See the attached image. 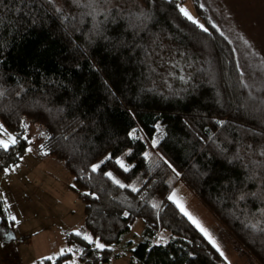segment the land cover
Here are the masks:
<instances>
[{"label": "trees", "instance_id": "16d2710c", "mask_svg": "<svg viewBox=\"0 0 264 264\" xmlns=\"http://www.w3.org/2000/svg\"><path fill=\"white\" fill-rule=\"evenodd\" d=\"M192 1L208 32L183 0H0V122L17 139L0 149V173L40 127L41 158L63 163L84 204L80 236H68L83 264H109L138 221L130 264H228L169 199L179 183L264 264V52ZM14 227L0 202V241Z\"/></svg>", "mask_w": 264, "mask_h": 264}, {"label": "rangeland", "instance_id": "374dc122", "mask_svg": "<svg viewBox=\"0 0 264 264\" xmlns=\"http://www.w3.org/2000/svg\"><path fill=\"white\" fill-rule=\"evenodd\" d=\"M208 2L218 24L224 23L228 29L230 26L233 29L231 33L245 37L259 52H264V0H208ZM181 7L186 8L194 19L204 25L192 0H183ZM157 131L156 141L161 138L162 128L158 126ZM13 137L16 138L0 122V140L11 146ZM26 137L32 152L27 151L18 166L0 173V202L5 204L9 219L15 222L12 237L18 234L22 239L27 236L25 232L31 234L34 230L38 233L47 230L49 235L54 234L57 246H60V240L62 248L64 247L67 253H74V259L70 264H77L80 244L70 243L68 236L82 229L85 217L84 204L71 190L73 178L63 163L51 156L41 158V148L46 141L44 131L36 125H31ZM173 193H176L175 200L182 204L185 210L188 207V212L214 236L225 252L226 258H223L228 264H257L211 214L210 217L213 218L210 223L203 224L204 220L200 221L199 211L202 204L182 183L176 186ZM143 230V224L140 221L136 222L132 232L124 237L120 246L116 247L118 258H114L109 264H130L131 250L142 242Z\"/></svg>", "mask_w": 264, "mask_h": 264}, {"label": "crops", "instance_id": "0c3cea01", "mask_svg": "<svg viewBox=\"0 0 264 264\" xmlns=\"http://www.w3.org/2000/svg\"><path fill=\"white\" fill-rule=\"evenodd\" d=\"M200 206L203 209L199 211L200 221L204 220L203 224L210 223L213 217H210V213L202 205ZM186 211L188 212V207ZM25 233L27 236L22 239L17 234L9 241H0V264H38L39 261L47 260L49 257L53 260L62 256L63 251H65L63 255L66 254L60 240V246H57L54 234L49 235L47 230H42L40 233L37 230H34L31 234ZM114 258H118L116 251ZM77 264L83 263L78 260Z\"/></svg>", "mask_w": 264, "mask_h": 264}, {"label": "snow or ice", "instance_id": "6c2138e0", "mask_svg": "<svg viewBox=\"0 0 264 264\" xmlns=\"http://www.w3.org/2000/svg\"><path fill=\"white\" fill-rule=\"evenodd\" d=\"M51 2V0H50ZM73 2L78 3L79 0H73ZM170 3H174L175 0H169ZM17 12H19V9H16ZM57 11H61V9L57 8ZM179 12L191 23L197 25L200 29H202L204 32H208V28H206L203 24H200L196 19L193 18L192 15H190L189 11L184 8V7H179ZM213 27H215V25H213ZM245 43H247V41H245ZM175 67V65H174ZM181 80H184V77H180ZM187 82V81H185ZM0 95H2V93H0ZM27 139V137L25 138ZM12 145L15 146L17 144V139L15 137L12 138L11 141ZM155 144V141L153 142ZM9 144L4 142L3 140H0V149L3 150H9ZM28 152H32V148L29 147L26 149ZM117 164H119L120 168L123 169L125 172L129 171L128 167L125 166V164L118 160ZM100 168V165H94L92 167V172L95 173L98 171V169ZM5 171H8L7 169H5ZM106 175L113 180V182L115 184H117L120 188H125L126 185L123 184L119 179H116L113 176V173L111 172H107ZM132 191H137V189L135 188V186L132 187ZM175 196L176 193H173L172 196L169 197L170 200H173L174 203H177V206L180 208V211L188 218L189 221L192 222L193 225H195V227L203 234V236L205 237V239H207V241L212 245L213 248H215V250L219 253V255L221 257H225V252L222 250L220 244L217 242V240L214 238V236L205 228L202 226V224L196 220L189 212H187L184 208V206L182 204H179L176 200H175ZM241 199H243L244 197L241 196ZM153 207L156 208L158 207V205L153 204ZM15 219V218H13ZM253 228H255V225H252ZM77 236H80V233L77 232L76 233ZM83 239L85 241H87L89 244L94 243L93 238L91 236H84ZM95 247L99 250H105V245L103 243H100L98 240L95 241ZM70 251V250H69ZM63 255V253H62ZM226 258V257H225ZM48 259H51V257H49Z\"/></svg>", "mask_w": 264, "mask_h": 264}]
</instances>
